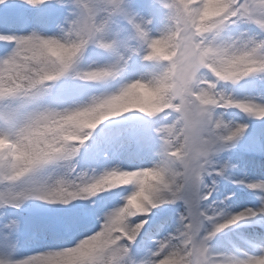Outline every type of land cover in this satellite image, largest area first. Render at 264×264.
<instances>
[{"label": "snow or ice", "instance_id": "1", "mask_svg": "<svg viewBox=\"0 0 264 264\" xmlns=\"http://www.w3.org/2000/svg\"><path fill=\"white\" fill-rule=\"evenodd\" d=\"M209 6L0 0V264H264V0Z\"/></svg>", "mask_w": 264, "mask_h": 264}, {"label": "clouds", "instance_id": "2", "mask_svg": "<svg viewBox=\"0 0 264 264\" xmlns=\"http://www.w3.org/2000/svg\"><path fill=\"white\" fill-rule=\"evenodd\" d=\"M220 4V0H209V8L206 9L205 11V16L207 15H211L213 14L215 11L218 10V6ZM155 51L160 54V55H165V49L162 47V46H159L157 45ZM156 100H157V97H156V94L155 93H147L145 95V98H144V103L147 105V106H155L156 105ZM192 148H194V145L193 146H190ZM177 159H181V157H177Z\"/></svg>", "mask_w": 264, "mask_h": 264}, {"label": "trees", "instance_id": "3", "mask_svg": "<svg viewBox=\"0 0 264 264\" xmlns=\"http://www.w3.org/2000/svg\"><path fill=\"white\" fill-rule=\"evenodd\" d=\"M241 117H243V114H241ZM262 127H264V126H262L259 123H257L255 126L252 127V131L253 132H259ZM233 239L235 240L236 238L233 237ZM225 246H227V242L225 243Z\"/></svg>", "mask_w": 264, "mask_h": 264}, {"label": "rangeland", "instance_id": "4", "mask_svg": "<svg viewBox=\"0 0 264 264\" xmlns=\"http://www.w3.org/2000/svg\"><path fill=\"white\" fill-rule=\"evenodd\" d=\"M250 206V205H249Z\"/></svg>", "mask_w": 264, "mask_h": 264}]
</instances>
